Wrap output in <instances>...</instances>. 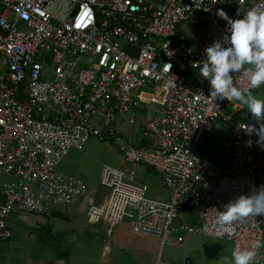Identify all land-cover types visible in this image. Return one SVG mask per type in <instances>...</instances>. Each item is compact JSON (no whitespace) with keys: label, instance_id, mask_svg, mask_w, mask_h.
<instances>
[{"label":"built area","instance_id":"2783aa9c","mask_svg":"<svg viewBox=\"0 0 264 264\" xmlns=\"http://www.w3.org/2000/svg\"><path fill=\"white\" fill-rule=\"evenodd\" d=\"M195 2L0 0V178L7 179L0 241L13 237L12 215L89 196L87 182L59 165L92 139L113 144L123 161L157 170L170 192L167 199L150 197L135 174L105 165L103 201L86 218L107 238L129 221L134 233L162 246L192 235L229 241L234 251L264 241V215L217 221L229 201L264 185L260 125L237 120L244 106L213 99L210 81L192 76L205 48L229 30L219 9L239 18L264 8V0H210L209 10ZM186 26L199 28L192 43L180 35ZM236 80L249 86L244 77ZM218 120L233 126L222 143L223 164L203 138ZM156 264L170 263L159 257ZM252 264H264V245Z\"/></svg>","mask_w":264,"mask_h":264},{"label":"crops","instance_id":"0c3cea01","mask_svg":"<svg viewBox=\"0 0 264 264\" xmlns=\"http://www.w3.org/2000/svg\"><path fill=\"white\" fill-rule=\"evenodd\" d=\"M157 110L155 107L150 109L152 112ZM211 130L212 128L209 131ZM213 139H207L212 146L211 158L214 159L216 154L217 158L224 160L223 145L220 144V150L215 148ZM120 156L113 144L95 139L84 148L72 149L60 163L59 169L73 178L85 180L89 185V196L85 199L76 198L69 204L54 206L45 213L12 215L9 227L13 237L8 241H0V264H126L122 259L125 256L129 258L128 264H156L162 248L159 239L138 235L131 226L126 231L119 226L112 238H107L101 225L91 227L86 224L89 208L100 204L105 194L101 184L100 190L98 187L91 188L88 179L94 170L100 174L104 165L116 163L120 167L124 162ZM198 247L200 246H196L197 252L203 250ZM207 248L215 256H226L219 249ZM166 262L174 264L169 260Z\"/></svg>","mask_w":264,"mask_h":264},{"label":"clouds","instance_id":"9594fccd","mask_svg":"<svg viewBox=\"0 0 264 264\" xmlns=\"http://www.w3.org/2000/svg\"><path fill=\"white\" fill-rule=\"evenodd\" d=\"M212 3L210 0L195 2L197 8L205 10H209ZM219 15L227 21L229 30L205 48L206 59L196 67L200 76L210 81L213 99L239 100L248 106L252 116L260 122L258 131L264 140V98L251 90L264 85V8L254 6L239 18L221 8ZM237 77L246 78L249 86H242ZM257 215H264V185L251 194H241L229 201L219 210L217 221L231 224ZM262 245L264 241L257 239L250 246L234 251V264H252Z\"/></svg>","mask_w":264,"mask_h":264},{"label":"rangeland","instance_id":"374dc122","mask_svg":"<svg viewBox=\"0 0 264 264\" xmlns=\"http://www.w3.org/2000/svg\"><path fill=\"white\" fill-rule=\"evenodd\" d=\"M194 29V32H198L199 33V28L196 27H190V26H186L185 28H183L182 33L180 34L181 36L185 37L186 41L189 43L191 42V38H192V30ZM197 35V34H196ZM201 32L199 35H197L195 38L200 41L202 39L201 36ZM254 95L264 98V85H261L259 87V89L257 91L253 92ZM235 102L243 105L247 110H249L248 106L246 104H244L243 102L239 101V100H235ZM154 107H151L150 109H153ZM231 108H229V112ZM250 111V110H249ZM96 122V121H95ZM233 133V126L231 123H225L222 120H218L216 122L213 123L212 125V130L205 132L203 135V138L205 139H213V145H215V148H218L219 150L221 149V145L223 143V139L226 137H230ZM202 147L199 148V151H202ZM219 150H214L216 153L219 152ZM105 156L103 157V160H105ZM121 158V156H120ZM214 159L219 163V164H223L222 159L217 158L216 154L214 156ZM123 160V158H121V161ZM107 165H112L117 167L118 164L116 163H110ZM105 166V165H104ZM102 166V168L104 167ZM122 169L126 170L128 173H132L135 174L136 177V182L138 184H144L148 187L149 189V195L150 197L153 198H164L167 199L169 197V190L166 189L163 186V183L159 177V174L157 172V170L154 169H150L147 166L144 165H134V164H130L126 161L122 162L121 166ZM102 168L100 170V174L102 171ZM99 172L94 170L91 173V178L88 179L89 182H91V188L93 187H98V190L101 189L100 187V174H98ZM7 182V179L5 178H0V188L3 187V185H5V183ZM86 222H87V218ZM88 226H93L88 224V222L86 223ZM120 226H122L121 228H123L122 230L126 231L129 229V227L131 226V223L129 221H125L123 224H121ZM105 235V234H104ZM200 246L198 247V249H203L200 252L196 251V246ZM209 249L213 248V249H219V251L222 252V254H225V257H218L215 256L214 254L208 252V247ZM214 252V251H211ZM160 253V259L162 261H166L169 260L174 264H177L183 260L186 259H191V260H198V261H205L209 264H234V257H233V245L232 243H228V241H223L222 239H209L207 237L204 236H197V235H192L189 237V239L187 240L186 243L182 244V245H171V244H165L164 246H162V248L159 250ZM126 264H128V259L123 257L122 258Z\"/></svg>","mask_w":264,"mask_h":264},{"label":"trees","instance_id":"16d2710c","mask_svg":"<svg viewBox=\"0 0 264 264\" xmlns=\"http://www.w3.org/2000/svg\"><path fill=\"white\" fill-rule=\"evenodd\" d=\"M193 78H195L196 80L197 79H200L202 76H200V73L198 72H194L193 73ZM203 78V77H202ZM236 119L237 120H241V121H244V122H250V123H256L258 125H260V122H258L251 114V112L249 110H244L243 112L239 113L237 116H236ZM145 145H147L145 143Z\"/></svg>","mask_w":264,"mask_h":264}]
</instances>
